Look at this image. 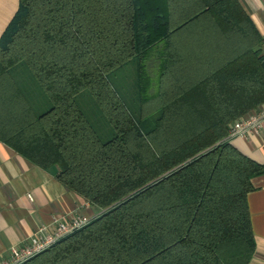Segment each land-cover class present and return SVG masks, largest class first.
Masks as SVG:
<instances>
[{
  "label": "trees",
  "instance_id": "trees-1",
  "mask_svg": "<svg viewBox=\"0 0 264 264\" xmlns=\"http://www.w3.org/2000/svg\"><path fill=\"white\" fill-rule=\"evenodd\" d=\"M260 42L238 0H18L0 35V141L97 210L19 264H248L264 166L227 135L264 102Z\"/></svg>",
  "mask_w": 264,
  "mask_h": 264
},
{
  "label": "crops",
  "instance_id": "crops-1",
  "mask_svg": "<svg viewBox=\"0 0 264 264\" xmlns=\"http://www.w3.org/2000/svg\"><path fill=\"white\" fill-rule=\"evenodd\" d=\"M261 38L264 56V0H238ZM18 0H0V35L15 13ZM229 142L242 154L264 166V125L258 132L232 136ZM246 200L254 238L248 264H264V172L250 179ZM80 213L86 218L97 210L83 197L63 186L56 168L44 169L0 141V258L10 248L34 234L39 227H52L55 217Z\"/></svg>",
  "mask_w": 264,
  "mask_h": 264
},
{
  "label": "built area",
  "instance_id": "built-area-1",
  "mask_svg": "<svg viewBox=\"0 0 264 264\" xmlns=\"http://www.w3.org/2000/svg\"><path fill=\"white\" fill-rule=\"evenodd\" d=\"M264 125V102L254 110L235 119L229 125L228 135L245 136L248 132H258ZM88 218L80 213H68L52 220V227H39L26 242L10 248L5 258H0V264H19L40 251L46 249L62 237L78 229L87 222Z\"/></svg>",
  "mask_w": 264,
  "mask_h": 264
},
{
  "label": "rangeland",
  "instance_id": "rangeland-1",
  "mask_svg": "<svg viewBox=\"0 0 264 264\" xmlns=\"http://www.w3.org/2000/svg\"><path fill=\"white\" fill-rule=\"evenodd\" d=\"M128 70L129 68L127 69L125 65L124 69L120 70V75L122 71L123 73L124 72L128 73ZM126 75L127 74L123 76L122 81H123V84L127 87V86H130V80L125 79ZM30 82H32L31 85H30ZM30 82L28 85L29 87L28 90H29V93L31 94V103L33 104V107H34V102L36 103V105H38L39 103L42 102V98H44L45 101L46 99L44 95L40 92V90L37 88V86L33 83V81H30ZM78 102H79L80 107L83 109V111L87 115V118L90 120L91 124L96 128L97 131H99L98 129L99 127L101 128L103 127L106 128V126L109 127L106 121L104 120V118H102V115L99 109L97 108L93 100L91 99L88 92L82 91L78 96ZM99 133L101 137L105 139V136L103 135H106V134H104L102 131L101 132L99 131Z\"/></svg>",
  "mask_w": 264,
  "mask_h": 264
}]
</instances>
